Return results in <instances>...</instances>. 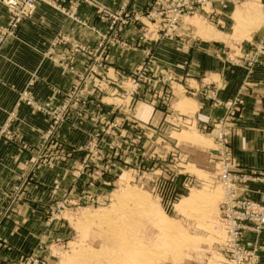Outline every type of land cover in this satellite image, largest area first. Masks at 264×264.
<instances>
[{"label":"rangeland","instance_id":"rangeland-1","mask_svg":"<svg viewBox=\"0 0 264 264\" xmlns=\"http://www.w3.org/2000/svg\"><path fill=\"white\" fill-rule=\"evenodd\" d=\"M0 2L6 15L0 53L39 3L97 36L90 46L67 32L55 34L58 62L70 73L66 88L34 91L36 76L25 88L0 90V173L9 167L4 175L12 176L0 181V246H12L2 233L4 223L28 225L32 241L14 264L32 254L47 264H79L73 255L87 247L99 252L104 264H131L134 245L141 257L135 264L228 259L220 246L228 226L221 174L234 177L237 199L264 205L245 193L250 183H264V171L240 166L234 155L248 85L243 82L226 97L208 76L182 83L159 58L155 43L184 37V29L203 39L247 38L264 26V2L123 0L115 8L101 0H38L32 16L14 31L7 0ZM132 32L139 37L131 42ZM138 47L142 57L135 64L124 69L112 63L115 52ZM230 49L227 45L226 52ZM263 52L264 39L244 52L247 56L226 53L223 59L246 62L249 74ZM200 98L222 113L210 121L198 118ZM186 197L187 207L180 210ZM25 213L34 215L24 218ZM164 221H171L170 229L161 227ZM239 224L247 226L243 241L260 264L257 239L264 225Z\"/></svg>","mask_w":264,"mask_h":264},{"label":"crops","instance_id":"crops-1","mask_svg":"<svg viewBox=\"0 0 264 264\" xmlns=\"http://www.w3.org/2000/svg\"><path fill=\"white\" fill-rule=\"evenodd\" d=\"M101 1L116 8L123 0ZM83 15L86 17L85 14ZM87 19L90 23H94L92 18ZM5 23V10L0 2V24ZM184 30L182 32L184 37L177 40L163 39L155 43L159 58L169 65L170 71L175 72L182 83L187 80H199L201 77L206 79L208 76L215 82V86L221 88L222 95L226 97L235 94L243 82L248 85L242 95L244 101L240 118L242 127L240 134L233 140L234 155L240 166L264 171V52L259 63L249 74L244 68L246 62L242 63V67L241 64L237 65L232 61L228 63L224 60L226 53L240 57L247 56L244 52L250 51L264 39V26L254 35L235 42L219 38L203 39L189 35ZM58 31L67 32L90 46L97 42V36L92 31L45 3H39L33 18L23 22L17 35L9 38L4 44L0 53V90L13 87L25 88L29 85V80L36 76L37 80L32 83L31 88L37 92H46L52 87L66 88L70 85L68 79L70 73L67 72V67H62L58 62L61 50L58 49V45H53V38ZM127 37L131 42L136 41L139 33L132 32ZM227 45L231 49L226 52ZM81 57L80 55L76 58V66H81ZM141 57L142 47H138L132 52L125 49L115 52L111 55V60L114 65L125 69L135 64ZM198 84L202 86V82ZM199 101L202 105L198 118L210 121L222 113L221 110L212 108L206 99L200 98ZM5 169L9 170V167ZM6 170L3 169L4 173H0L2 182L12 177L4 175ZM245 193L264 201V183H250ZM28 214L25 213L23 217L29 218L30 215H34ZM27 229L29 230L28 225L3 224L2 233L8 237L13 247L7 249L0 246V264H14L28 252L32 241L28 238ZM254 240L255 235L250 234L248 241ZM257 241L261 253L260 264H264V230Z\"/></svg>","mask_w":264,"mask_h":264},{"label":"built area","instance_id":"built-area-1","mask_svg":"<svg viewBox=\"0 0 264 264\" xmlns=\"http://www.w3.org/2000/svg\"><path fill=\"white\" fill-rule=\"evenodd\" d=\"M38 0H7L12 16L9 28L15 30L24 19L32 16L36 9ZM233 105V104H230ZM225 193L226 218L228 226L225 227V237L220 243L221 249L225 251V258L222 264H256V258L253 254L247 252V247L243 241L244 232L247 230L241 227L239 222L251 221L260 229L264 225V205L256 203L250 199L239 200L232 194L234 190V177L229 172L221 174ZM227 199V200H226ZM22 264H47L44 258L34 257L33 254L26 258Z\"/></svg>","mask_w":264,"mask_h":264},{"label":"bare ground","instance_id":"bare-ground-1","mask_svg":"<svg viewBox=\"0 0 264 264\" xmlns=\"http://www.w3.org/2000/svg\"><path fill=\"white\" fill-rule=\"evenodd\" d=\"M243 14V13H242ZM190 197H186V198H184V199H182L181 200V202L179 203V207H180V210H183L184 208H186L187 207V202H188V199H189ZM178 206V205H177ZM92 216H97V215H92ZM168 219V218H167ZM171 221H164V222H162L161 223V227H163V228H166V227H168V229H170L169 227H171ZM173 224H174V222H173ZM114 229V228H113ZM167 230V229H166ZM183 232V231H182ZM141 246V245H140ZM134 248H132L133 250H131V252L133 251V256L132 255H130V254H126V255H130L131 256V258H130V260L132 261L133 259V261H132V263L131 264H135V257L137 258L138 256V253H140L139 252V250H140V248H139V246L138 245H134L133 246ZM138 248V249H137ZM145 248V250L144 251H146V253L144 252L143 254L146 256V257H148V255H149V253H148V251L147 250H149V249H146V247H144ZM144 248H142V249H144ZM100 251V250H99ZM108 252V251H107ZM130 252V253H131ZM129 253V252H128ZM75 255V256H74ZM73 255V257H74V260H75V262H79V264H104L105 262L104 261H101L100 259H99V256H101V254L99 255V252H97L95 249H93V248H90V247H87L86 249H80V250H78V252H76L75 254ZM105 255V254H104ZM129 256V257H130ZM72 257V258H73ZM102 257V256H101ZM129 257H127V258H129ZM102 259H103V257H102ZM115 259V258H114ZM141 259V257L139 256V260ZM108 260V259H107ZM109 260H111V259H109ZM128 260V259H127ZM126 260V261H127ZM129 260V261H130ZM137 260H138V258H137ZM136 260V261H137ZM138 260V261H139ZM115 261V260H114ZM130 261V262H131ZM74 263V262H73ZM125 263V262H124ZM125 264H129V262L127 261V263H125ZM143 264H149V262L148 261H146V262H144Z\"/></svg>","mask_w":264,"mask_h":264}]
</instances>
